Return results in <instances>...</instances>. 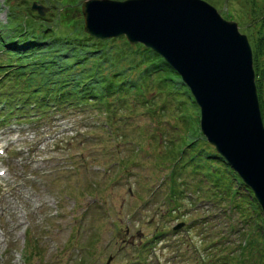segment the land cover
Returning <instances> with one entry per match:
<instances>
[{"label":"rangeland","instance_id":"1","mask_svg":"<svg viewBox=\"0 0 264 264\" xmlns=\"http://www.w3.org/2000/svg\"><path fill=\"white\" fill-rule=\"evenodd\" d=\"M32 1L0 0L7 38L26 23L37 25L35 32L47 23L56 35L80 33V0H38L49 6L43 20ZM205 1L235 21L256 49L264 123V0ZM117 39L110 42L115 60L131 72L138 56L126 46L121 59L123 39ZM0 58L9 56L0 50ZM10 90L26 96L29 87L20 82ZM156 90L150 88L149 102L133 110L111 98L117 113L107 127L65 108L39 120L30 133L34 140L19 142L23 148L14 156L16 146L9 144L11 159L3 161L8 171L0 176V264H264L261 211L231 169H214V149L200 132L196 104L186 93L187 116L180 119L182 112H161ZM44 108L25 103L16 113L41 114ZM166 192L178 202L170 216ZM180 221L185 227L173 239L169 229ZM162 223L168 233L152 239Z\"/></svg>","mask_w":264,"mask_h":264},{"label":"water","instance_id":"2","mask_svg":"<svg viewBox=\"0 0 264 264\" xmlns=\"http://www.w3.org/2000/svg\"><path fill=\"white\" fill-rule=\"evenodd\" d=\"M43 13V7L33 3ZM84 30L162 55L201 109L200 127L252 188L264 217V125L248 38L204 0H82Z\"/></svg>","mask_w":264,"mask_h":264},{"label":"trees","instance_id":"3","mask_svg":"<svg viewBox=\"0 0 264 264\" xmlns=\"http://www.w3.org/2000/svg\"><path fill=\"white\" fill-rule=\"evenodd\" d=\"M66 3H68V2H66ZM263 21H264V19H263ZM43 29L44 30H42L41 33L44 32L42 35V38L46 40L45 42H47L48 45L56 46L57 49H59L60 51H65V53H64L65 56L63 57V60L61 61V63L63 64L62 66H68L69 67V65H70L69 69H71V65L72 66H74V64H82L83 65V63H86L87 61L91 63L90 66L86 67L85 65H83L82 68L92 67L93 69H95L97 64H99L101 62H108L111 58L115 57V55H113L111 53V50L107 51L110 53H106L104 55L100 54V52L103 50L101 44H103V45L105 44V42L102 40L94 39L92 37L87 36L86 34L80 35V37H75L74 40H72V36H67L66 38H55V37L52 38L51 34L46 35V33H48V29H45V27ZM49 36L52 39H49V41H47L48 39H46V37H49ZM82 36H83V38H82ZM32 38H33V36H32ZM36 38H37V40L39 39V37H37V35H36ZM36 38L34 37V39H36ZM116 40H118V39L113 38V39H110L109 41L112 42V41H116ZM42 42H44V41H42ZM28 43H31L28 45L29 47L38 46L37 43H34L33 41H31V42L29 41ZM40 44H42V43H40ZM125 46L129 47L128 43L123 39V44L121 46L122 50L119 51L122 53V54H119L121 56V58H123V56H125V53L123 51V48ZM137 46L139 47L138 51L137 50H135V51L138 53L140 59H136V58L133 59L135 61V63L131 64V65H134L135 67L139 68V72H138V75L134 78L133 84L134 85L136 84L137 86L141 85V86L146 87V86H148L146 83L150 79L151 75H153V73L155 74V72L157 70L165 68L166 63H164V61H162V60L160 62L152 61L151 59L153 57L157 58V55L155 53L151 52L149 49L143 47L140 44H137ZM108 47L111 48L112 44H109ZM83 59H85V60L83 61ZM142 62L143 63L146 62L147 67L146 66L142 67V68L138 67V65L141 64ZM95 63H96V65L94 66ZM110 64H112V63H110ZM253 66H254V70H255V76L256 75L258 76L259 58L257 56V52H256L255 48L253 49ZM87 73H89V72H87ZM162 74L164 75V77L166 79H167L166 75H169V74L173 75V73L170 70H166V72H164ZM115 76L116 75H113L111 78H113ZM158 77L161 78L160 75ZM105 78H106V76H105ZM80 79H83V77L78 78L77 80L79 81ZM92 85H94V84H91V86ZM161 88H163V87H161ZM161 88H159V89H161ZM261 229H262V227L260 228V230Z\"/></svg>","mask_w":264,"mask_h":264}]
</instances>
